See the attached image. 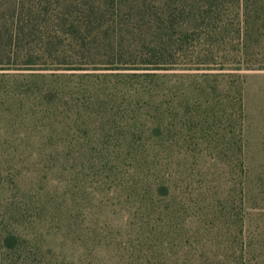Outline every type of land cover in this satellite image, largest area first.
Instances as JSON below:
<instances>
[{"label":"rangeland","instance_id":"obj_1","mask_svg":"<svg viewBox=\"0 0 264 264\" xmlns=\"http://www.w3.org/2000/svg\"><path fill=\"white\" fill-rule=\"evenodd\" d=\"M0 38L57 43L0 81V264H264V0H1ZM80 54L101 64L54 61ZM148 61L163 78L134 75ZM151 147L179 211L97 158Z\"/></svg>","mask_w":264,"mask_h":264},{"label":"trees","instance_id":"obj_2","mask_svg":"<svg viewBox=\"0 0 264 264\" xmlns=\"http://www.w3.org/2000/svg\"><path fill=\"white\" fill-rule=\"evenodd\" d=\"M1 1V0H0ZM15 3V2H14ZM18 3V2H17ZM23 4V3H22ZM31 15L28 14V18ZM20 20L17 22V26L20 25ZM21 29V27H20ZM72 45H76L79 47V43L77 41H74V39H71ZM57 43H53V39H47L43 44V49L36 47V44L33 43V40L31 41L30 38H0V81L3 80L4 77H6L5 71H8L12 65H14L15 68H23V70H29L31 72H39L43 69H38V63L39 62H48L50 61V57L46 56V51H50V45H55ZM59 45V44H58ZM42 49L43 51H41ZM47 49L46 51H44ZM38 51H41L38 52ZM99 56H85V55H78V57H54V61L57 62L56 66H64V69L61 70H83L82 68H86L89 65L92 66V68H98L97 65L101 64L100 60H98ZM119 60L121 59L120 56L116 57ZM118 59H113L112 62L115 61L114 64H118ZM117 61V62H116ZM73 64H79L82 66H73ZM163 64L166 63H155L152 62H142L140 65H135L132 70L135 71H143V73L140 74H134L140 77H151V78H163L164 76H158V74L151 73V71H160V70H166ZM75 68V69H74ZM115 70H121L117 67ZM15 70V69H11ZM28 77H34L32 75H36V73L29 74ZM134 76V77H137ZM149 93L146 92L147 95ZM143 96V95H141ZM155 111L159 110L160 106H155ZM241 112V105L239 106V114ZM150 115L149 112L145 114V116ZM163 115L160 114V117H154V132H156L157 136H159V139L161 141L160 145L163 144V137H164V127H162L163 124ZM155 136V135H154ZM154 138L157 140V138ZM149 144V142H148ZM159 145V144H158ZM163 146H161L162 148ZM58 156V155H57ZM45 157V156H42ZM97 158L102 159L105 161L106 164H115L114 168L109 169V172L111 173L114 169L118 168L119 166L124 165L126 161H129V164L131 163L132 166H134V173L137 177L143 175L146 173V176H150L149 178L152 180L149 185L146 186L143 193H148L152 197V201L161 202V201H170L172 202V207L168 208L169 212L171 211H179L183 208L184 203L186 201L185 196H182L181 194V200L177 199V196L174 191H172V186H174V183L172 181V172L169 170L168 167V160L169 155L168 153L163 150H152V147L150 150H134V151H126V152H120V153H103L98 154ZM63 163H68L69 161L67 158H63ZM5 161L3 159V154H0V214L6 213L9 211V203H7V200L5 197L9 196V178L13 177L14 175H10L9 177L6 176V178H3L4 174H6L5 170ZM146 168H149L147 171ZM137 172V173H136ZM150 172V173H149ZM135 175L132 173L129 175V179H127L124 175L123 178L127 180L128 183H131L135 178ZM16 180L19 181V179L22 180L20 173L15 175ZM45 176L43 177L44 180ZM180 199V197H179ZM186 204V203H185ZM156 207V206H154ZM190 207L192 205L190 204ZM172 209V210H171ZM3 231V230H2ZM6 233V232H5ZM18 237L15 234H8L4 237V244L5 248L12 249L13 245L17 242ZM2 241V240H1Z\"/></svg>","mask_w":264,"mask_h":264}]
</instances>
